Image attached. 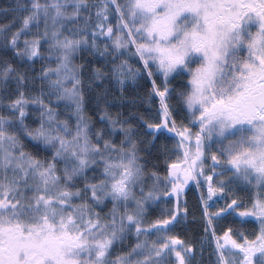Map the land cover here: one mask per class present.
Listing matches in <instances>:
<instances>
[{"label": "snow or ice", "instance_id": "1", "mask_svg": "<svg viewBox=\"0 0 264 264\" xmlns=\"http://www.w3.org/2000/svg\"><path fill=\"white\" fill-rule=\"evenodd\" d=\"M197 212L198 244L173 234ZM207 245L264 264V0H0V264H205Z\"/></svg>", "mask_w": 264, "mask_h": 264}, {"label": "trees", "instance_id": "2", "mask_svg": "<svg viewBox=\"0 0 264 264\" xmlns=\"http://www.w3.org/2000/svg\"><path fill=\"white\" fill-rule=\"evenodd\" d=\"M42 51H44L42 49ZM87 55V54H85ZM79 62V61H77ZM131 62L133 63H136L135 60H132ZM45 63L44 61H37L35 67L37 69H39L41 67V64ZM50 66H54V63L53 62H48ZM150 88V84L144 82V81H140L139 84H136V85H129L127 86V89H126V94H127V97H132V96H135L137 93H140L141 95H143L146 90ZM159 105V101L158 99H156L155 101V106H158ZM35 110L34 109H29V112H34ZM113 113H115L117 111V109H112ZM86 114L91 116L93 121H95L98 116L93 114V112L91 110H89V108H86ZM29 123L31 122V117L28 121ZM99 126V125H97ZM171 143L174 144V141H170ZM194 200V199H193ZM196 200V199H195ZM189 201V208H191L192 204H191V198L188 199ZM194 203V201H193ZM194 205V204H193ZM196 215H199V213H197ZM189 216H191V214L188 215V218H187V222H188V227H187V231L186 233H184L182 235V238L183 240H186V241H195L197 239H199L201 236H202V224L195 220V223L194 222H191L189 219ZM221 227H227V222H221ZM220 229L218 228V233H219ZM211 250L212 248L210 247L209 250H206L205 253H204V261H205V264H211L210 260H209V256L207 257L206 256V253L208 252L209 254L211 253ZM214 259V257H213Z\"/></svg>", "mask_w": 264, "mask_h": 264}, {"label": "rangeland", "instance_id": "3", "mask_svg": "<svg viewBox=\"0 0 264 264\" xmlns=\"http://www.w3.org/2000/svg\"><path fill=\"white\" fill-rule=\"evenodd\" d=\"M45 63H48V62H45ZM132 64H133V66H136V63H133V62H131ZM49 64V63H48ZM129 85H133V84H131V82L129 83ZM126 97H127V94H126ZM195 130V129H194ZM164 143H167L168 145H169V147H171L172 145H173V143H171L170 141H166L163 137L161 138V140L160 141H158V143H157V147L159 148V146L160 145H162V144H164ZM155 151V150H154ZM153 163H158L159 165H160V170H161V172L163 171V167H164V156H160L159 157V160H153ZM149 168H151V164L149 165ZM192 191H193V194H194V196H191L190 198H191V204L193 205V204H195V199H196V192L193 190V187H192ZM194 199V200H193ZM193 201H194V203H193ZM192 207V206H191ZM213 210H215V209H213ZM198 213V212H197ZM196 213V214H197ZM191 214V213H190ZM195 214V220H197V221H199L201 224H202V226H203V222L200 220V217H199V215H196ZM188 218V217H187ZM188 220H190L191 222H193V220H194V217H193V215L191 214V216H189V219ZM188 225V222H187V219H186V227H183V228H177V229H175L174 230V232H173V234H178L179 236H180V238L181 239H183L182 238V235L184 234V233H186V232H188L187 231V226ZM202 236H203V228H202ZM201 236V237H202ZM212 248V245H207L206 246V249L205 250H209V248ZM206 256L208 257L209 256V253L207 252L206 253Z\"/></svg>", "mask_w": 264, "mask_h": 264}, {"label": "flooded vegetation", "instance_id": "4", "mask_svg": "<svg viewBox=\"0 0 264 264\" xmlns=\"http://www.w3.org/2000/svg\"><path fill=\"white\" fill-rule=\"evenodd\" d=\"M191 196H194L193 191H192V186H190L189 189L187 190V192H186V198L189 199ZM200 238H201V237H200ZM200 238L197 239V240H195V241H193V242L196 243V244H198ZM205 251H206V250H205Z\"/></svg>", "mask_w": 264, "mask_h": 264}, {"label": "water", "instance_id": "5", "mask_svg": "<svg viewBox=\"0 0 264 264\" xmlns=\"http://www.w3.org/2000/svg\"><path fill=\"white\" fill-rule=\"evenodd\" d=\"M188 189H189V188H188ZM188 189H187V190H188ZM187 190H186V192H187ZM173 203H174V198H173Z\"/></svg>", "mask_w": 264, "mask_h": 264}]
</instances>
